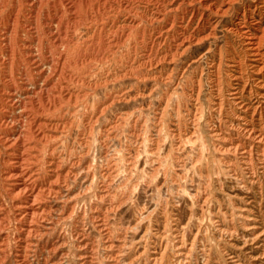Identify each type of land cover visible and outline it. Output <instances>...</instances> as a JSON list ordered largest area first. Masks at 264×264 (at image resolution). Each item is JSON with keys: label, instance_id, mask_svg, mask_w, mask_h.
Wrapping results in <instances>:
<instances>
[{"label": "bare ground", "instance_id": "1", "mask_svg": "<svg viewBox=\"0 0 264 264\" xmlns=\"http://www.w3.org/2000/svg\"><path fill=\"white\" fill-rule=\"evenodd\" d=\"M197 3L206 0H0V264H198V255L211 264L201 228L187 242L174 227L173 240L154 236L133 257L137 243H127L133 227L119 222L115 230L110 219L116 179L125 174L124 185L138 167L136 114L157 93H147V85L170 84L171 66L213 36L201 35L199 9L188 11ZM232 29L249 61L244 67L232 59L225 88H212V133L219 150L239 160L244 182L258 184L260 199H245L237 214L222 208L212 222L225 254L226 246H240L250 264H264V214L258 215L264 209V28L260 34ZM133 102L141 104L109 117L117 104ZM169 103L167 96L162 110ZM128 119L135 155L114 159L112 139L122 140ZM94 137L99 156L92 154ZM230 258L247 264L240 255Z\"/></svg>", "mask_w": 264, "mask_h": 264}, {"label": "rangeland", "instance_id": "2", "mask_svg": "<svg viewBox=\"0 0 264 264\" xmlns=\"http://www.w3.org/2000/svg\"><path fill=\"white\" fill-rule=\"evenodd\" d=\"M195 5L188 7V11L191 13L197 8V16L204 15L201 35L207 36L208 32H213V36L205 39L204 44L193 46L185 57L171 66L176 75L170 84L150 82L147 85V93L151 88H155L157 93L146 98L144 110L136 114L141 116L139 129L144 134L140 133L142 145L139 149L138 167L127 177L124 185L120 184L126 179L125 174L116 179L113 200L114 206L119 210L111 211L110 219L115 230L119 222L133 227L127 234L128 246L132 242L137 243V252L131 255L133 257L142 252L148 242L151 244L163 235L169 241L173 240L174 227L187 242L201 228L206 232L205 243L209 248L211 264L216 261L228 264L231 261L230 256L233 255H240L242 261L250 264L252 259L241 255L240 246H226L227 253L223 252L225 243L217 240L212 222L220 209L225 208L229 213L237 214V208L242 207L247 199L258 201L260 194L257 190L258 184L255 187L247 181L244 182L247 175L240 169L239 160L217 147L218 141L212 133L216 118L212 110L211 94L212 88H225L230 80L228 65L232 59L242 61L246 67L249 56L245 53L243 38L233 34L232 28L240 27L243 34H260L264 28V0H206L204 6L199 3ZM164 65V69H170V66ZM188 65L191 66L181 77L183 69ZM99 95L104 98L105 91H101ZM167 96H170L169 106L167 110H162ZM195 100H198V109L194 108ZM140 104L141 102H133L129 106L117 104L109 117H114L120 111L131 112ZM148 104H151L150 107ZM94 105L91 98L89 110H95ZM131 122L132 119H128L121 128V141L117 137L112 139L111 154L114 159H119L120 153L125 157L135 155L137 145L130 141V131L133 129ZM177 144L181 146L178 147ZM92 154L100 155V147L95 137L92 138ZM232 166H235V172L230 170ZM122 199L124 202L120 205ZM260 214H264V209L258 213ZM137 222H141V227L136 229L134 227ZM87 226L91 232L89 222ZM93 234L97 236V233ZM170 247L168 259L172 258ZM198 257L201 258L198 259V264H203L204 259L200 255Z\"/></svg>", "mask_w": 264, "mask_h": 264}]
</instances>
